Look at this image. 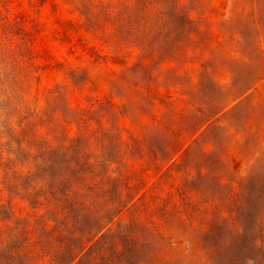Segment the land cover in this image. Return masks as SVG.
<instances>
[{"label":"rangeland","instance_id":"374dc122","mask_svg":"<svg viewBox=\"0 0 264 264\" xmlns=\"http://www.w3.org/2000/svg\"><path fill=\"white\" fill-rule=\"evenodd\" d=\"M0 264H264V0H0Z\"/></svg>","mask_w":264,"mask_h":264},{"label":"crops","instance_id":"0c3cea01","mask_svg":"<svg viewBox=\"0 0 264 264\" xmlns=\"http://www.w3.org/2000/svg\"><path fill=\"white\" fill-rule=\"evenodd\" d=\"M212 84L214 85L215 83H214V79H213V82H212ZM213 123L211 122V125H212ZM249 171H253V169H248ZM257 173V172H256Z\"/></svg>","mask_w":264,"mask_h":264}]
</instances>
